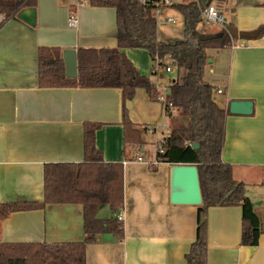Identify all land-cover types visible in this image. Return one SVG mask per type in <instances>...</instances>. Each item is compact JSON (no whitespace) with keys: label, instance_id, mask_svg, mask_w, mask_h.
<instances>
[{"label":"crops","instance_id":"1","mask_svg":"<svg viewBox=\"0 0 264 264\" xmlns=\"http://www.w3.org/2000/svg\"><path fill=\"white\" fill-rule=\"evenodd\" d=\"M74 3L36 0L34 25L16 15L0 24V202H41L44 165L81 162L83 123L100 122L95 143L105 161L123 162L124 197L120 211L101 205L96 215L104 219L121 214L124 236L118 240L108 233L96 235V241L86 246L85 264H186L185 253L196 238L201 206L171 204L172 163L150 165L156 155L155 140L186 119L175 110L167 115L164 104L143 88L123 101L119 88L38 85L40 46L77 50L117 44L113 7L91 6L85 0L75 9L77 22L71 28L67 20ZM223 3L237 30L259 32L253 38H233L229 47L207 49L210 61L204 77L225 110L233 99L253 101L252 114H227L221 157L231 164L234 179L246 185L263 232L257 245H242L241 207L211 206L207 209V259L208 264H264V0ZM214 26L206 34L220 30ZM123 52L157 91L168 88L157 85V71L151 75L147 51L126 48ZM124 108L141 131V143L123 141ZM147 127L156 132L145 131ZM83 237L82 206L77 203L47 204L0 219V242Z\"/></svg>","mask_w":264,"mask_h":264},{"label":"trees","instance_id":"2","mask_svg":"<svg viewBox=\"0 0 264 264\" xmlns=\"http://www.w3.org/2000/svg\"><path fill=\"white\" fill-rule=\"evenodd\" d=\"M88 4L115 9L116 46L78 48L76 77L65 73L63 49L40 46L39 87L119 88L123 101L133 98L135 91L143 88L155 98V84L135 68L123 49L147 51L152 63L151 75H155V67L166 66L167 59L176 75L168 86V98L172 108L186 121L165 133L163 153L156 154L163 162L195 164L202 195L196 238L185 253L186 264H208L207 209L211 206H240L241 244L257 245L263 226L247 195L246 185L234 179L231 164L221 157L229 112L217 104L214 87L204 77L209 59L207 49L229 47L232 38L219 30L214 33L216 38L202 41L200 38L206 32L198 29L199 11L193 2L176 6L184 26L183 39L174 42L158 39L155 19L139 0H88ZM35 6L36 0H0V15H3L0 24L21 9ZM166 110L170 115V109ZM101 126L100 122L83 123L81 162L44 165L41 202H0V219L14 211L43 208L47 204H80L84 237L77 241L0 242V264H85L86 246L96 241V235L108 233L118 240L123 238L122 220L116 216L101 219L96 215L101 205H107L113 212L120 211L124 197L123 162L105 161L95 143L96 131ZM122 127L124 143L142 142L141 131L129 120L125 108ZM193 143L198 147L194 148Z\"/></svg>","mask_w":264,"mask_h":264},{"label":"water","instance_id":"3","mask_svg":"<svg viewBox=\"0 0 264 264\" xmlns=\"http://www.w3.org/2000/svg\"><path fill=\"white\" fill-rule=\"evenodd\" d=\"M208 0H206V3ZM35 9L29 7L24 10L21 9L16 13L17 18L23 20L29 25L35 24ZM259 29L242 31L237 30L233 26L229 27V33L232 38H253L257 35ZM216 34H205L201 36L202 41L216 38ZM63 60L65 64V73L68 77H76L77 75V59L76 50H63ZM210 60L208 59V62ZM123 100V97H122ZM227 111L236 115H250L253 113V101L248 99H233L228 102ZM193 147L198 145L193 143ZM169 201L171 204L177 205H194L200 206L202 204V195L199 183V176L197 166L189 163H172L170 167V192Z\"/></svg>","mask_w":264,"mask_h":264},{"label":"built area","instance_id":"4","mask_svg":"<svg viewBox=\"0 0 264 264\" xmlns=\"http://www.w3.org/2000/svg\"><path fill=\"white\" fill-rule=\"evenodd\" d=\"M140 4L143 6L144 9L148 10L151 16L154 17L156 26L161 24H169V23H176L182 22L184 26L183 16L176 10V6L182 3H190L193 2L196 4L198 11H199V25H201L202 29H205L207 26L216 25L219 27L220 30H224L229 33V27L231 26V16L229 13L228 8L223 3V0H212L206 3V0H139ZM85 4V0H75L74 5L71 8L67 25L71 28H75L76 26V12L75 9L78 6H82ZM167 10H173L175 14L166 15L165 13ZM0 21L2 19V15H0ZM232 38V37H231ZM233 39V38H232ZM166 72L172 71V66L166 64L164 66ZM157 71V67H155ZM221 93V90L217 91ZM155 100L162 102L166 108L170 109V114L174 110L168 98V88L163 87L162 91H157L155 95ZM167 112V110H166ZM167 115H169L167 113ZM146 131L149 133H155L156 128L147 127ZM165 142V135H161L158 139L155 140V153L161 154L163 153V144ZM155 155L154 160L150 163V165H155L161 162L162 160ZM138 160H141L140 156H137ZM117 219L122 220V215L119 214Z\"/></svg>","mask_w":264,"mask_h":264},{"label":"rangeland","instance_id":"5","mask_svg":"<svg viewBox=\"0 0 264 264\" xmlns=\"http://www.w3.org/2000/svg\"><path fill=\"white\" fill-rule=\"evenodd\" d=\"M166 15L175 14L173 10H167ZM3 16V15H2ZM215 28L214 25L207 26L205 30L212 31ZM198 29L202 30L201 25L198 24ZM157 37L161 41H170L174 42L176 40L183 39V24L182 22L169 23V24H161L157 25ZM165 63H168V60L165 59ZM152 68V63L150 69ZM174 71V68L172 67ZM157 85L161 88L164 85H171L175 80L174 72H166L164 67H160L157 69Z\"/></svg>","mask_w":264,"mask_h":264}]
</instances>
